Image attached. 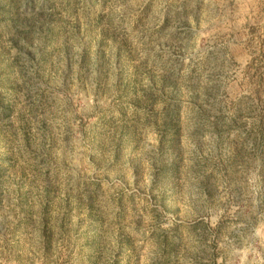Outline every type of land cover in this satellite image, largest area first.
I'll list each match as a JSON object with an SVG mask.
<instances>
[{"label":"rangeland","instance_id":"374dc122","mask_svg":"<svg viewBox=\"0 0 264 264\" xmlns=\"http://www.w3.org/2000/svg\"><path fill=\"white\" fill-rule=\"evenodd\" d=\"M0 264H264V0H0Z\"/></svg>","mask_w":264,"mask_h":264}]
</instances>
